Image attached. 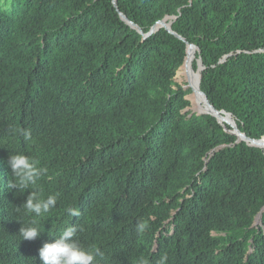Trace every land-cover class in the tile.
Segmentation results:
<instances>
[{
  "label": "trees",
  "instance_id": "1",
  "mask_svg": "<svg viewBox=\"0 0 264 264\" xmlns=\"http://www.w3.org/2000/svg\"><path fill=\"white\" fill-rule=\"evenodd\" d=\"M247 139L264 141V0H0V264H43L74 225L94 264H264ZM15 152L47 169L43 216L7 187Z\"/></svg>",
  "mask_w": 264,
  "mask_h": 264
},
{
  "label": "clouds",
  "instance_id": "2",
  "mask_svg": "<svg viewBox=\"0 0 264 264\" xmlns=\"http://www.w3.org/2000/svg\"><path fill=\"white\" fill-rule=\"evenodd\" d=\"M22 134L26 140L31 137L29 131H24ZM7 165L12 173V179L7 183L9 191L13 189L23 192L28 189L32 190L26 202L21 206L27 214L40 217L56 207L57 197L55 195H48L45 198L33 188L47 172L46 168L39 166L36 159L21 152L10 153ZM66 212L72 217L79 216V211L75 208H67ZM144 227L143 223L138 225L141 231ZM77 233V226H70L64 229L54 241L45 243L39 249V257L43 264H94L96 257L101 253L98 249L93 250L82 246L76 239ZM40 234L41 230L35 220L27 224L22 223L19 235L23 240H34ZM166 261L167 257L162 256L158 264H166Z\"/></svg>",
  "mask_w": 264,
  "mask_h": 264
},
{
  "label": "water",
  "instance_id": "3",
  "mask_svg": "<svg viewBox=\"0 0 264 264\" xmlns=\"http://www.w3.org/2000/svg\"><path fill=\"white\" fill-rule=\"evenodd\" d=\"M117 1L118 0H115V2H117ZM171 25L172 24H168L167 20H165V21L161 22L160 24H158V27H166L167 29L170 30L171 27H172ZM190 48H193L195 50V53H196V48L194 46H188V51L190 50ZM190 86L192 87V85H190ZM204 114H206V115L210 114V115H213V116H215L217 118H220V114L219 113H212V112L206 111V112H204ZM247 141L250 142L252 146L264 148V141L256 142V141H251V140H248V139H247Z\"/></svg>",
  "mask_w": 264,
  "mask_h": 264
},
{
  "label": "bare ground",
  "instance_id": "4",
  "mask_svg": "<svg viewBox=\"0 0 264 264\" xmlns=\"http://www.w3.org/2000/svg\"><path fill=\"white\" fill-rule=\"evenodd\" d=\"M195 52V51H194ZM189 69H190V71H191V67H190V65H189ZM193 77V76H192ZM194 90L196 91V95H195V97H194V100L198 103V92H197V89H196V87H194Z\"/></svg>",
  "mask_w": 264,
  "mask_h": 264
},
{
  "label": "rangeland",
  "instance_id": "5",
  "mask_svg": "<svg viewBox=\"0 0 264 264\" xmlns=\"http://www.w3.org/2000/svg\"><path fill=\"white\" fill-rule=\"evenodd\" d=\"M195 57H196V53H195V56H194V59H193V63H194V64L196 63V62H195V61H196V58H195Z\"/></svg>",
  "mask_w": 264,
  "mask_h": 264
}]
</instances>
